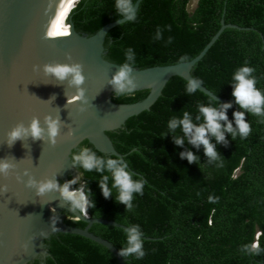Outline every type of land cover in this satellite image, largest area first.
Masks as SVG:
<instances>
[{"label": "trees", "instance_id": "16d2710c", "mask_svg": "<svg viewBox=\"0 0 264 264\" xmlns=\"http://www.w3.org/2000/svg\"><path fill=\"white\" fill-rule=\"evenodd\" d=\"M192 1L142 0L135 19L108 31L104 58L137 69L188 62L203 50L223 20L242 29L225 28L193 66L192 77L217 97L234 99L232 73L247 65L254 69L256 86L264 91V0H195L189 10ZM115 5L116 0H78L68 12L69 21L77 33L90 36L124 17ZM186 85L182 78L172 77L149 110L128 118L123 128L106 133L114 149L124 156L119 160L126 163L132 178L143 181L141 192L132 195L131 208L118 202V190L112 188L107 170L87 171L74 164L80 179L71 187L83 186L90 193L94 202L86 210L90 218L138 228L144 255L122 256L126 264H264V114L230 103L228 121H233L235 111H242L250 131L241 137L233 123L235 136L225 132L221 142L209 136L215 158L187 138L176 145L173 138L184 134L179 127L168 129L170 119L180 118L186 111L199 124L203 122L199 105L211 103L218 108L224 104L197 89L188 93ZM148 93H116L111 99L129 104L145 99ZM85 147L98 156L116 158L101 154L87 141L71 157ZM187 151L196 157L194 162L181 156ZM103 175L109 176L107 184L112 188L107 198L99 187ZM64 222L81 229L86 226L81 221ZM89 231L109 241L118 252L125 246L126 231L121 228L93 224ZM44 248V259L31 264H118L105 247L74 234L50 235Z\"/></svg>", "mask_w": 264, "mask_h": 264}, {"label": "water", "instance_id": "95a60500", "mask_svg": "<svg viewBox=\"0 0 264 264\" xmlns=\"http://www.w3.org/2000/svg\"><path fill=\"white\" fill-rule=\"evenodd\" d=\"M51 0H0V160L9 162L6 174H0V264H31L44 259V240L50 235L68 233L84 237L105 247L118 264L126 259L107 240L89 231L93 224L130 229L102 218H90L72 208L56 190L37 192L46 180L57 184L72 172V152L87 141L103 155L123 161L107 132L123 128L126 120L147 111L161 96L172 77L186 82L195 80L193 66L199 62L225 28H242L224 24L203 50L188 62L144 69L132 68L135 87L131 92L148 90L139 102L120 104L112 101L116 94L110 83L122 65L104 58V40L109 30L128 21L126 17L102 26L94 34L80 35L66 16L64 29L46 33L43 18ZM78 1V0H76ZM133 4L135 14L139 3ZM74 8L72 5L71 11ZM80 67L83 81L71 83V77L57 79L45 72L46 66ZM82 90V95L80 94ZM197 90L215 102L235 103L217 97L199 84ZM247 111L248 109H244ZM58 122L55 142H50L46 120ZM33 119L45 129L40 139L23 135L13 143L8 133L17 126L28 128ZM77 182L80 176L72 173ZM30 181L32 183H30ZM62 211L70 213L84 228L67 225Z\"/></svg>", "mask_w": 264, "mask_h": 264}, {"label": "clouds", "instance_id": "9594fccd", "mask_svg": "<svg viewBox=\"0 0 264 264\" xmlns=\"http://www.w3.org/2000/svg\"><path fill=\"white\" fill-rule=\"evenodd\" d=\"M116 9L121 16L126 17L129 20L135 19L133 13V0H116ZM129 60L131 56L127 57ZM45 72L51 73L59 80H64L71 77V83L73 85H79L83 81L80 67L74 66H46ZM131 66L128 63H124L119 70L113 75L110 83L114 87L118 94L127 95L131 93L135 87L133 80L130 77ZM254 69L247 65H242L232 73L231 87L232 96L234 101L241 109H248L251 113L256 115L264 114V91L259 89L257 79L252 75ZM201 83L200 80H190L187 82L186 91L188 93L195 92L197 86ZM82 95V90L81 93ZM231 107L230 103H224L218 108L211 105V103L198 106L199 113L203 117V122L194 124L190 114L183 112L180 118H172L168 121L167 127L170 130H175L178 127L183 132L184 136H175L174 143L176 145H182L184 138L188 139V142L193 146L202 145L205 154L211 158L216 157L214 145L210 143L209 136L215 137L217 142L224 140V133H232L236 135L238 130L241 137H244L250 131V125L244 119V112L235 111L233 113V121H228L226 110ZM200 116L197 120H200ZM221 121L224 123L221 124ZM235 124V129L233 128ZM45 131L40 126L38 120L33 119L28 128L23 126H17L8 133V142L13 143L20 139L23 135H30L33 139H40L42 133ZM46 131L50 142H55V137L58 134V122L55 119L46 120ZM183 158H186L188 162H194L196 157L191 151L181 153ZM72 160L74 164H79L84 170L97 172H104L107 170L111 173L112 188L118 190L117 200L123 203L127 208H131V200L133 193H140L143 187V181L134 180L129 171L126 170V163L121 162L117 158H104L98 156L95 151L85 147L78 153L73 154ZM12 165L0 160V174H6L8 169ZM109 180L108 175L101 177L99 187L102 195L107 198L112 191L107 184ZM77 182L76 178L64 182L63 184H57L53 180H46L39 183L37 187L38 193H45L49 190H56L59 192L62 199L70 202L72 208L78 209L81 213H85L88 207L94 206V202L89 199L90 193L86 192L84 187L73 189L71 186ZM30 183H32L30 181ZM141 235L136 226L131 227L125 233L126 241L119 255L127 257L130 254H135L137 257L144 255L142 249V241L138 238Z\"/></svg>", "mask_w": 264, "mask_h": 264}, {"label": "bare ground", "instance_id": "6f19581e", "mask_svg": "<svg viewBox=\"0 0 264 264\" xmlns=\"http://www.w3.org/2000/svg\"><path fill=\"white\" fill-rule=\"evenodd\" d=\"M76 0H51L43 18V29L46 33H57L66 25L67 13ZM62 17V15H64Z\"/></svg>", "mask_w": 264, "mask_h": 264}, {"label": "flooded vegetation", "instance_id": "af4514ba", "mask_svg": "<svg viewBox=\"0 0 264 264\" xmlns=\"http://www.w3.org/2000/svg\"><path fill=\"white\" fill-rule=\"evenodd\" d=\"M71 159H72V157H71ZM72 161H73V160H72ZM73 167H74V166H73ZM73 167H71L72 172L66 176V179H64V180L60 179V180H59V182H60L61 184H63V183L66 182V181H69V178H71V179L74 178V176H73V174H72V173H74ZM62 213H63V215H64V221H65V220H73V219H74V217H73L70 213L65 212V211H62Z\"/></svg>", "mask_w": 264, "mask_h": 264}, {"label": "rangeland", "instance_id": "374dc122", "mask_svg": "<svg viewBox=\"0 0 264 264\" xmlns=\"http://www.w3.org/2000/svg\"><path fill=\"white\" fill-rule=\"evenodd\" d=\"M74 4H75V3H74ZM194 6H195V0L192 1V2L190 3V5H189V10L193 9Z\"/></svg>", "mask_w": 264, "mask_h": 264}]
</instances>
